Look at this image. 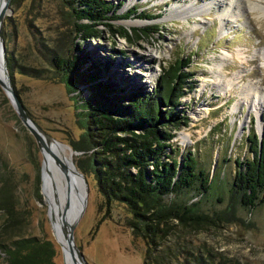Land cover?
I'll list each match as a JSON object with an SVG mask.
<instances>
[{"label": "rangeland", "instance_id": "1", "mask_svg": "<svg viewBox=\"0 0 264 264\" xmlns=\"http://www.w3.org/2000/svg\"><path fill=\"white\" fill-rule=\"evenodd\" d=\"M109 1L123 5L117 12L119 16L134 6L140 12L160 16L153 21L136 17L119 20L114 22L115 28L157 24V30L140 40L133 37L131 43L105 28L100 38L84 40L73 31L72 11L64 1L37 0L36 4L34 0H20L12 7L6 44L20 61L42 68L46 74L52 69L46 61L44 44L62 46V50H73L78 45L90 62L101 67L113 64L109 73H102L120 91L152 92L169 65L179 58H191L189 71L194 89L181 99L179 107L189 124L174 132L172 143L179 150L180 160L188 150L195 152L209 190L203 193L198 185L169 201L197 204L206 221L195 226L174 221L167 245L176 254L188 251L212 263L264 264V203L254 209L243 208L239 196L232 193L236 160L252 157L249 135L253 131L260 139L264 136V68L258 55L264 48V20L247 10L246 0L234 4L240 16L232 11L228 17L225 12L229 0ZM187 10L191 12L187 14ZM133 20L141 24L128 26ZM239 50L248 62L240 60ZM115 51L121 53L114 55ZM15 88L34 122L70 148L69 155L76 165L80 154L73 151L69 141L77 140L81 129L66 87L49 79L16 75ZM88 96L89 91L83 90L80 98ZM253 96L258 98L256 106L251 105ZM42 165L43 155L35 138L0 86V202H9L17 215L9 236L2 239L9 217L0 208V244H10L23 235L47 237L58 247L57 264H65L42 190ZM88 183L87 207L75 230L76 244L86 262L145 264V243L133 236L127 225L128 214L117 207L107 211L95 182L89 178ZM0 256L6 258L1 251Z\"/></svg>", "mask_w": 264, "mask_h": 264}, {"label": "trees", "instance_id": "2", "mask_svg": "<svg viewBox=\"0 0 264 264\" xmlns=\"http://www.w3.org/2000/svg\"><path fill=\"white\" fill-rule=\"evenodd\" d=\"M62 1L72 11L73 31L84 40L100 38L105 28L131 43L133 37L140 40L154 34L158 28L157 24L145 28H115L114 22L119 20L136 17L153 21L160 18L140 12L135 6L119 16L117 12L123 5L109 0ZM18 2L20 0H13L11 8ZM11 22V17L6 18L5 44L6 28ZM44 47L46 61L52 69L48 75L44 69L20 61L6 44L7 67L14 91L20 99L15 88L16 75L49 79L66 87L72 95L81 129L80 137L69 141L73 151L80 154L76 165L87 182L89 178L95 182L107 211L117 207L128 214L127 225L133 236L145 243V264H222L188 251L176 254L167 245L174 221L186 226L206 221L204 214L198 212L197 204L169 201L171 197L193 191L198 185L203 193L209 190L195 152L188 150L180 160L177 157L179 150L172 143L176 138L174 132L189 124V118L181 115L179 107L181 99L194 89L191 85L193 74L189 71L191 58H179L169 65L152 92L123 88L120 91L102 73H109L113 64L101 67L90 62L78 45L73 50H62V46L52 43H46ZM117 53L121 52L115 51L114 55ZM83 90L89 91L84 100L80 98ZM248 141L252 157L236 160L232 193L239 196L243 208L254 209L264 203V137L261 140L252 131ZM40 183L38 176L39 188ZM0 208L5 209L9 217L1 235L5 239L17 221V215L5 199L0 202ZM0 251L6 254L5 259L0 256V264H57L59 257L58 247L47 237L23 235L10 244H0Z\"/></svg>", "mask_w": 264, "mask_h": 264}, {"label": "bare ground", "instance_id": "3", "mask_svg": "<svg viewBox=\"0 0 264 264\" xmlns=\"http://www.w3.org/2000/svg\"><path fill=\"white\" fill-rule=\"evenodd\" d=\"M246 1L248 5L247 10L255 14L256 19L264 20V0H255L254 2L253 0ZM235 3L236 0H229V9L225 12V16H231L232 11L233 13L237 12L239 8L236 5L238 9H235ZM186 12L189 14L191 11L187 10ZM235 15L240 16L238 12ZM185 17L187 16L185 15ZM127 24L128 26H137L138 24H141V22L133 20L132 23L128 22ZM255 54L257 55V53ZM258 55L262 58V66L264 68V48ZM238 56L240 57V60L243 59L247 62L249 61L247 58H243L245 54L242 50H239ZM1 64L2 60L0 55V65ZM2 77V73L0 72V78ZM257 99L253 96L251 98V105L256 106ZM50 149L51 152L42 153V190L49 206V216L53 223L55 238L62 248L64 262L65 264H75L69 251L65 229L74 223V220H76L83 209L82 201L84 196V184L82 179L74 173L70 174V180L67 181L61 166L54 159L53 155L57 156L63 163L68 164L71 167L73 159L71 158V155H69L70 148L65 144L58 142L50 147Z\"/></svg>", "mask_w": 264, "mask_h": 264}, {"label": "water", "instance_id": "4", "mask_svg": "<svg viewBox=\"0 0 264 264\" xmlns=\"http://www.w3.org/2000/svg\"><path fill=\"white\" fill-rule=\"evenodd\" d=\"M12 1L13 0H0V4H1V8H0V55H1V60H2V64L0 65V72L2 73V76H3L2 78H0V86L6 92L7 96L13 103L19 117L21 118L26 128L35 138L40 151L43 154L46 152L49 153L51 152L50 147H52L54 144H57L58 141H56L54 138L48 135L38 124L34 122V120L28 114L22 102L20 101V99L18 98V96L16 95L14 91V88L11 83L8 67H7L6 44L4 40V25H5L6 18L11 17V14L13 13L12 8H11ZM53 156L56 162L61 166V169L63 173L65 174L67 181L70 180V174L74 173L82 179V182L84 184V196H83V201H82L83 209L80 212L79 216L76 218V220H74V223L68 226L67 229H65V232H66L65 236H66L69 251L74 260V263L75 264H88L86 262V259L82 251L78 248L76 244L75 230H76V227L79 221L84 215V212L87 207L88 196H89V185H88L87 179L84 176V174L80 172V170L76 167V165L73 162L71 163L72 165L70 167V165L63 163L62 160L59 159L57 156L55 155ZM42 185H43V182H42ZM51 223H52V220H51ZM53 233L55 235L54 228H53Z\"/></svg>", "mask_w": 264, "mask_h": 264}]
</instances>
